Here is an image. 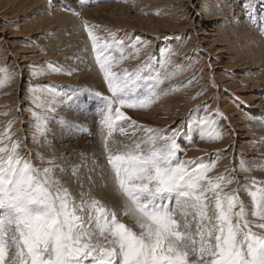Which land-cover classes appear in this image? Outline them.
Segmentation results:
<instances>
[{"label": "rangeland", "instance_id": "obj_1", "mask_svg": "<svg viewBox=\"0 0 264 264\" xmlns=\"http://www.w3.org/2000/svg\"><path fill=\"white\" fill-rule=\"evenodd\" d=\"M56 1L14 0L13 5H8L9 11L15 12L10 20H5V7L0 3V69L7 70V73L0 72V81L5 75L11 77L0 86V113H9L0 114V132L7 128L9 121L15 120L11 128L13 140L23 141L21 154L36 167L62 165L64 167L56 174L73 194L90 191L109 207L122 208L124 197L110 180L103 186L109 168L103 147L106 130L101 123L104 101L91 93L105 96L110 93L84 27L87 21L89 26H96L94 32L99 28L98 33L104 34L103 38L114 36L126 43L138 39L147 45L141 49L139 58L126 60L120 68L131 70L144 66L146 77L156 70H160L162 76L175 70V74L160 85L161 89L173 91L162 95L147 109L124 111L141 125L181 129V136L177 137L181 148L179 159L215 162L216 167L209 175L234 176V182L224 191L240 190V198L251 211L250 196L243 189L259 190L264 186L261 183L264 182V108L254 107L259 101L264 103V0H86L84 4L74 0L75 7L63 2L60 11L56 10L55 5L59 4ZM115 3L125 7L127 13L131 12L130 17H141L132 24L145 27L153 22L159 28L146 32L117 27L116 23L107 24L105 15L121 9L113 6ZM187 3L195 9V15L209 20L201 33H212L216 36L208 37L216 40L214 42L230 45L233 57L224 64L222 75L237 78L236 75L241 74L243 91L238 92L220 81L216 74L219 70H214L216 64L222 66L217 61L218 54L208 44L207 36L195 34L194 31L200 29L195 24L197 21L188 15ZM201 9L206 10L205 16L198 15ZM240 10H244L241 12L247 23L243 26L244 32L237 34L235 30L241 29L236 25L244 19L238 13ZM77 12L79 15L75 14ZM130 17L125 15L123 20L131 24ZM5 37L15 40L16 46H5L2 40ZM250 91L256 97H250ZM33 97L44 106L37 107ZM33 111L47 115L46 134L37 133ZM190 117L193 120L210 118L215 123L206 132L214 134L218 130L223 138L200 139V129L187 127ZM237 122L242 123V132ZM241 133L253 137L252 144L244 149L242 139L238 138ZM114 138L128 142L119 133H114ZM234 139L237 140L231 143ZM50 159L52 164H49ZM73 166L79 179L72 175ZM242 166L249 170H241ZM101 171L105 173L103 179ZM89 175L93 176L94 183L88 182ZM120 219L134 225L129 217ZM248 219L258 222L251 215ZM253 231L261 230L254 228ZM11 256L12 251L9 258Z\"/></svg>", "mask_w": 264, "mask_h": 264}, {"label": "snow or ice", "instance_id": "obj_2", "mask_svg": "<svg viewBox=\"0 0 264 264\" xmlns=\"http://www.w3.org/2000/svg\"><path fill=\"white\" fill-rule=\"evenodd\" d=\"M84 27L110 93H91L104 101L101 123L109 168L103 186L110 180L124 204L111 208L90 191L73 194L56 174L64 166L38 168L21 154L23 141L13 140L15 120L9 121L0 132V264H264V186L243 189L251 199L250 211L240 190L224 191L234 176L209 175L215 162L179 159L181 129L148 127L127 115L125 109H147L173 91L160 85L175 70L146 77L144 66L120 68L139 58L147 45L103 38L87 21ZM10 79L5 75L0 86ZM33 99L37 107L44 106ZM33 116L37 133L46 134L47 115L33 111ZM190 121L187 127L200 129V139L223 138L218 130L206 132L215 123L210 118ZM114 133L128 142L117 141ZM75 168L72 175L79 179ZM87 180L95 182L92 175Z\"/></svg>", "mask_w": 264, "mask_h": 264}, {"label": "bare ground", "instance_id": "obj_3", "mask_svg": "<svg viewBox=\"0 0 264 264\" xmlns=\"http://www.w3.org/2000/svg\"><path fill=\"white\" fill-rule=\"evenodd\" d=\"M74 0H58V2H59V4H57V5H55L57 8H56V10H58V11H60L62 8H61V6H60V4L61 3H63V2H65V3H67L68 5H70V7H75L76 6V3L75 2H73ZM189 2H191L192 0H188ZM196 1V0H195ZM199 1V0H198ZM236 1V0H235ZM3 2V3H2ZM40 2H44V0H40ZM57 2V1H56ZM57 2V3H58ZM78 2V1H77ZM0 3H2L3 4V7H5V20H10V19H13L14 17V14H15V12H12V11H9V8H8V5H13V4H11V3H14V0H0ZM5 4H7V5H5ZM116 4V3H115ZM254 4V3H253ZM113 6H115V7H120L121 9H118L117 11H112V12H110V13H107L106 15H105V21L107 22V24H111V23H113V24H117L118 26L117 27H121V28H132L133 30H137V29H143V30H145L146 32L147 31H149L150 29L151 30H154L155 28H159L158 26H157V24H155V23H153V22H151L150 24H149V26H143V25H141V24H132V23H135V21H139L140 19H141V17H137L136 15H134L133 17H130V13L131 12H126L124 9H126L125 7H122V6H120V4L119 5H113ZM186 6H187V13H188V15L190 16H192L191 18H194V20H196L197 22L195 23L196 24V26L197 27H199V31H194L195 32V34H204L205 35V37L207 36H216V35H212V33H210L209 35L207 34V33H205V32H203V33H201V29L203 28V27H205L206 25H207V23L209 22V20H207L206 21V18H205V20H203L202 19V17H198L197 15H195V13H194V10L195 9H193L192 7H190L189 5H188V3L186 4ZM195 6V5H194ZM246 6V5H245ZM248 6H249V4H248ZM247 7V6H246ZM245 8V7H244ZM244 8H242V9H244ZM7 9V10H6ZM204 9V8H203ZM203 9H201V11H200V13H198V15L200 14V15H204V13H205V11L206 10H203ZM247 9H249V8H247ZM242 10H240L238 13L240 14V17H241V19H243L241 22H239L236 26H237V29H241V30H235V32H238L237 34H242L243 32H244V30H245V28H243V26H245V24L247 23V20H246V18H245V16L242 14V12L244 11H242ZM127 13V14H126ZM126 15V17H130V20L132 21L131 22V24H129V22H127V21H124L123 20V17ZM238 15V14H237ZM205 16V15H204ZM226 16V15H225ZM209 18V17H208ZM93 21V20H92ZM143 21V20H142ZM141 21V22H142ZM95 22V21H94ZM210 22H212V21H210ZM106 24V25H107ZM218 24V23H217ZM248 25V24H247ZM165 26V25H164ZM220 26V24H218L217 25V27H219ZM166 27V26H165ZM164 27V29H166ZM169 26H167V28H168ZM172 27V26H171ZM171 27H169V29L171 28ZM176 27V26H175ZM174 27V28H175ZM99 28H97L96 30H97V33L99 32V30H98ZM103 29H104V25H103ZM107 29V28H106ZM120 29V28H119ZM244 29V30H243ZM211 31H214L213 29H210ZM215 30H216V28H215ZM102 32V31H101ZM104 32V31H103ZM99 34V33H98ZM101 34V33H100ZM147 34V33H146ZM104 35V34H103ZM103 35H101V36H103ZM104 37V36H103ZM11 37H5V38H3L2 40L3 41H5V46H7V45H11L13 48H14V45H15V40L13 41V39H10ZM209 38V37H208ZM214 41H216V40H214V39H211V37L209 38V41L207 40V42H208V44L210 43V47L212 48V50L215 52V53H217L218 54V62H219V64L221 65L222 64V66H218L217 64H216V66H215V68H214V70H215V72H216V70H219V71H217L216 72V74L218 75V77H219V79H220V81L222 82V83H225V85L226 86H231V87H233L234 89H237V91L238 92H240V91H243V85H242V82H243V77H242V75L241 74H237L236 76H237V78H231V77H224V75H222L223 73H224V71H225V66H224V64H226V61H228V60H230L232 57H233V54H231V51H232V49L229 47V46H223V45H221V44H219L218 42H214ZM16 46V45H15ZM227 47V48H226ZM229 47V48H228ZM11 48V47H10ZM11 50V49H10ZM14 58H16V57H14ZM239 78H242V79H239ZM249 96L250 97H256L255 96V94H253L252 93V91H250L249 92ZM241 98H243V99H245L246 98V96H241ZM261 99V98H260ZM258 100H259V98H258ZM254 107H256V108H260V107H263L264 108V103H262L261 101H259L257 104H255V106ZM240 124H242V123H240V122H237V126L239 127V130L242 132V128H241V125ZM236 132V131H235ZM243 134V135H242ZM233 138V137H232ZM238 138H240V139H242V141H241V148H246V146L248 147L250 144H252L251 142H252V139H253V137H250L249 135H248V133H241L240 134V136H238ZM237 138V139H238ZM258 138V137H257ZM237 139H234L231 143H234ZM247 141V142H246ZM239 181V180H238Z\"/></svg>", "mask_w": 264, "mask_h": 264}]
</instances>
